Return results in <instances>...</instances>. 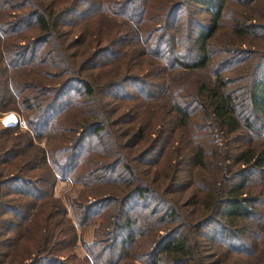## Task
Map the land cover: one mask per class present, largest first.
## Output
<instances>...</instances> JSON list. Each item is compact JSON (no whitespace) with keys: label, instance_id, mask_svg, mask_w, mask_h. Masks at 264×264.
I'll return each mask as SVG.
<instances>
[{"label":"trees","instance_id":"16d2710c","mask_svg":"<svg viewBox=\"0 0 264 264\" xmlns=\"http://www.w3.org/2000/svg\"><path fill=\"white\" fill-rule=\"evenodd\" d=\"M223 6L0 0V115L23 124L0 126V264H264V60L237 92L167 81L208 66Z\"/></svg>","mask_w":264,"mask_h":264},{"label":"rangeland","instance_id":"374dc122","mask_svg":"<svg viewBox=\"0 0 264 264\" xmlns=\"http://www.w3.org/2000/svg\"><path fill=\"white\" fill-rule=\"evenodd\" d=\"M154 3L164 2L166 6L174 5L178 0H150ZM224 6L222 14L219 18L218 28L213 35V37L208 42V49L210 52L211 61L208 66L204 69L197 71H186V72H177L171 73L167 77L169 86L174 91H180L182 88L196 84L198 81L211 79L212 72L219 71L221 74H224L226 77L231 80H235L232 84V88H235L236 92L239 91L242 84L243 74H248L255 72L258 69L260 64L264 60V0H254L252 2L245 3V0H223ZM197 8V7H196ZM159 10V9H158ZM189 14L191 18L200 23L206 22V13L201 11V9H194L192 4H186L182 9L176 11L179 18L178 22L183 21L184 15ZM161 14L162 10L159 11ZM165 12V11H164ZM178 20V19H176ZM158 21V20H157ZM232 24H237L239 27H243L245 24L249 25V33L241 38H235L231 34L230 28ZM182 45L176 44L174 46V51L177 57L187 54L185 58H188V40L183 39ZM184 60L183 58H179ZM241 78V80H238ZM73 86V85H70ZM69 90V89H68ZM72 93L71 90L68 91V94ZM124 106H118L116 113L123 112ZM7 113H13L8 111L2 113L0 118ZM22 121V120H21ZM124 119H121L118 127H124ZM0 126H4L0 122ZM20 129L23 128V125L18 124ZM122 140H125L122 139ZM127 154V157L133 156V151ZM120 151V149H119ZM123 153L122 151H120ZM110 157L103 158V162H109ZM134 164V163H131ZM142 166V165H139ZM151 166L141 167L143 169L150 168ZM153 167H151V170ZM77 191V187L70 184L66 180H58L54 184L53 193L57 196L56 198L60 199L62 202L67 204L66 196L73 194ZM185 193L187 191H184ZM185 194L182 192L180 198L184 197ZM138 203L139 200H136ZM135 202V203H136ZM69 213V211H67ZM4 225V223H3ZM5 226V225H4ZM9 227V225H8ZM79 231V230H78ZM77 231V232H78ZM85 234V231H82ZM88 232V231H87ZM11 235L10 231L0 230V241H4L5 237ZM5 242V241H4ZM5 246L0 244V252L5 251ZM16 251V250H15ZM74 251L76 248L74 247ZM7 259V258H6ZM4 260L1 264H6ZM22 263H24L22 259ZM12 264H16L12 261ZM20 264V263H19Z\"/></svg>","mask_w":264,"mask_h":264},{"label":"built area","instance_id":"2783aa9c","mask_svg":"<svg viewBox=\"0 0 264 264\" xmlns=\"http://www.w3.org/2000/svg\"><path fill=\"white\" fill-rule=\"evenodd\" d=\"M0 122L2 125H13V124H22V121L19 120L14 113H7L3 117L0 118Z\"/></svg>","mask_w":264,"mask_h":264},{"label":"crops","instance_id":"0c3cea01","mask_svg":"<svg viewBox=\"0 0 264 264\" xmlns=\"http://www.w3.org/2000/svg\"><path fill=\"white\" fill-rule=\"evenodd\" d=\"M78 230H79V229H77V231H78ZM88 233H89V232H88ZM86 235H87V234H86ZM75 248H76V252H78V253L82 251L79 245H76Z\"/></svg>","mask_w":264,"mask_h":264}]
</instances>
